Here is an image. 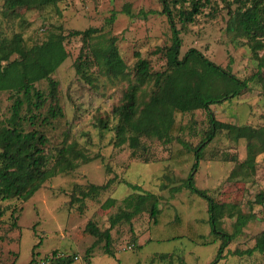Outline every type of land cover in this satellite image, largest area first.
Segmentation results:
<instances>
[{
  "label": "rangeland",
  "instance_id": "1",
  "mask_svg": "<svg viewBox=\"0 0 264 264\" xmlns=\"http://www.w3.org/2000/svg\"><path fill=\"white\" fill-rule=\"evenodd\" d=\"M181 7L189 4L171 6L182 40L179 58L196 48L247 81L238 95L210 104L215 118L236 126H264V66L259 58L264 47L254 55L249 40L228 28L237 3L208 0L190 23L177 17ZM161 10L160 0H57L14 9L0 0V37L11 39L19 33L30 47L51 32L64 35L68 55L51 74L58 82L54 99L47 80L34 84L46 97L37 112L48 120L36 126L47 138L46 169L59 148H74L87 158L68 155L76 166L56 171L28 199L0 196V264H30L32 258L40 262L52 252L69 255L70 264H207L216 256L224 240L210 232L207 201L184 187L195 160L194 148L210 128L206 111L176 113L178 129L168 140L141 136L137 148L128 140L115 144L117 119L112 110L135 81L137 58L146 59L152 72L167 70L165 50L171 44V29ZM88 28L96 29L88 39L93 47L115 38L126 64L123 76L107 75L84 59L90 50L83 35L74 32ZM261 41L264 44V37ZM81 54L86 76L76 72ZM152 82L141 86L139 103L148 100ZM13 96L0 90V127L10 117ZM50 108L60 109V114L50 117ZM26 111L24 106L22 114ZM24 129L30 126L25 124ZM246 157L244 138L235 139L229 130L217 131L194 175L195 185L224 206L218 227L233 233L216 264H264V252L252 250L264 232V152L252 162ZM146 192L157 197L154 219L150 201L145 210L127 218L131 210L123 199ZM112 216L119 220L110 227ZM88 222L100 231L110 230L112 255L104 251V238L90 233ZM229 244L232 250L227 252Z\"/></svg>",
  "mask_w": 264,
  "mask_h": 264
},
{
  "label": "trees",
  "instance_id": "2",
  "mask_svg": "<svg viewBox=\"0 0 264 264\" xmlns=\"http://www.w3.org/2000/svg\"><path fill=\"white\" fill-rule=\"evenodd\" d=\"M56 1L4 0V5L9 9H14L24 5L36 7ZM206 1L208 2V0H160L161 12L167 16L171 29V44L165 50L167 70L152 72L149 62L139 56L134 64L135 81L130 85L125 98H122L121 103L112 111L117 119L115 144L120 145L128 140L133 148L139 146L141 136L157 137L161 140L170 139L171 133L178 129L174 124L176 113L200 108L206 111L210 128L206 133V138L194 148L195 160L185 178L184 187L207 201L210 232L224 240L218 247L214 259L207 263L216 264L221 259L223 249L231 240L232 234L218 227L224 206L218 204L204 189L195 185L194 175L207 142L216 135L217 131L229 130L234 133L235 139L244 138L247 149L245 161L252 162L257 153L264 152V126L257 128L249 125L236 126L217 120L210 104L238 95L247 87V81L215 64L196 48H189L179 58L182 40L174 22L171 6L188 3L189 8H178L176 15L182 22L190 23L194 21L195 15L200 13ZM233 1L237 3V7L230 12L228 28L246 37L254 55L257 56L258 49L264 47L261 41L264 37V0ZM95 31V28H88L82 32H74V34L83 35L84 42L90 50V55L84 56V59H89V64L97 65L107 75L123 76L126 64L119 54L115 38H110L103 45L93 47L88 44V39ZM63 40V34L51 32L41 43L28 47L19 33H15L11 39L0 37V90L10 91L14 95L10 117L6 125L0 127V196L2 199L10 197L28 199L56 171L63 172L66 169H73L76 163L72 158L87 160L83 153H78L74 148H59L53 156L52 166L46 169L48 163L44 146L47 138L42 131L36 128L38 124L46 122L48 116L40 117L37 112L44 104L46 97L41 90L35 88L34 84L43 79L47 80L49 96L54 99L58 82L51 77V74L68 55ZM14 54L16 57L12 58ZM81 58L82 54L75 62L76 72L86 76L85 66L87 64L82 63ZM259 58L264 66V52ZM151 81H153L154 89L151 90L148 100L139 103L138 91L144 83ZM24 106L27 111L22 114ZM59 114L60 109L58 108L48 110L50 117H56ZM100 123L103 122L100 121ZM25 124H28L30 129L25 130ZM127 133L128 135L125 136ZM131 186L137 188L136 185L131 184ZM156 199L154 194L147 192L138 195L129 194L123 199L126 207L131 210L129 216L126 217L132 218L133 215L145 210L147 206L145 207L144 204L150 201L149 213L154 219L159 210ZM110 220L111 227L119 220V217L112 216ZM153 222L157 223L156 219ZM87 227L91 234L104 238V251L112 255L110 230L100 231L93 222H88ZM198 235L196 238L199 237ZM254 249L264 252V232L256 240L252 250ZM57 254L59 253L52 252L43 260H48V264H70L72 262V259L68 258L69 255ZM38 263L37 259L32 258L30 261V264Z\"/></svg>",
  "mask_w": 264,
  "mask_h": 264
},
{
  "label": "built area",
  "instance_id": "3",
  "mask_svg": "<svg viewBox=\"0 0 264 264\" xmlns=\"http://www.w3.org/2000/svg\"><path fill=\"white\" fill-rule=\"evenodd\" d=\"M57 255H60V256H62V254H57ZM74 258L76 259L77 258V256H74ZM49 259V258H48ZM38 264H48V260H41Z\"/></svg>",
  "mask_w": 264,
  "mask_h": 264
},
{
  "label": "crops",
  "instance_id": "4",
  "mask_svg": "<svg viewBox=\"0 0 264 264\" xmlns=\"http://www.w3.org/2000/svg\"><path fill=\"white\" fill-rule=\"evenodd\" d=\"M263 223H264V221H263ZM261 227H262V226H261ZM229 234H231V233H229ZM232 235H233V233H232ZM255 243H256V242H255ZM254 245H255V244H254ZM230 247H231V245L229 244V245L227 246V252H228L229 249L232 250V248H230ZM252 248H254V246H253ZM254 250H257V249H254ZM254 250H253V251H254ZM257 251H258V250H257ZM259 252H260V251H259Z\"/></svg>",
  "mask_w": 264,
  "mask_h": 264
}]
</instances>
